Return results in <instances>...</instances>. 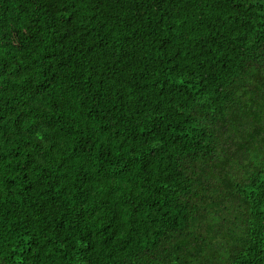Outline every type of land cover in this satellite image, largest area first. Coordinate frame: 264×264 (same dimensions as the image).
Instances as JSON below:
<instances>
[{
    "label": "trees",
    "instance_id": "trees-1",
    "mask_svg": "<svg viewBox=\"0 0 264 264\" xmlns=\"http://www.w3.org/2000/svg\"><path fill=\"white\" fill-rule=\"evenodd\" d=\"M0 264H264V0H0Z\"/></svg>",
    "mask_w": 264,
    "mask_h": 264
}]
</instances>
